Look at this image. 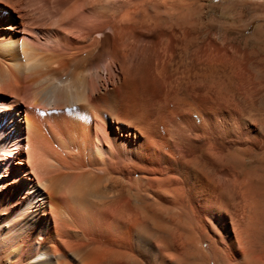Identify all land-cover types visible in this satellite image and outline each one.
Segmentation results:
<instances>
[{"label": "bare ground", "instance_id": "bare-ground-1", "mask_svg": "<svg viewBox=\"0 0 264 264\" xmlns=\"http://www.w3.org/2000/svg\"><path fill=\"white\" fill-rule=\"evenodd\" d=\"M0 264H264V0H0Z\"/></svg>", "mask_w": 264, "mask_h": 264}, {"label": "rangeland", "instance_id": "rangeland-1", "mask_svg": "<svg viewBox=\"0 0 264 264\" xmlns=\"http://www.w3.org/2000/svg\"><path fill=\"white\" fill-rule=\"evenodd\" d=\"M215 15L218 17L220 15V12H218V13L216 12Z\"/></svg>", "mask_w": 264, "mask_h": 264}]
</instances>
